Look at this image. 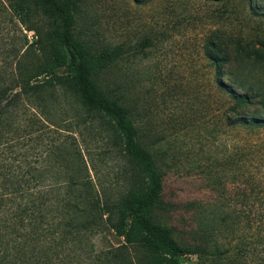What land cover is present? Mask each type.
I'll return each instance as SVG.
<instances>
[{
	"label": "rangeland",
	"instance_id": "obj_1",
	"mask_svg": "<svg viewBox=\"0 0 264 264\" xmlns=\"http://www.w3.org/2000/svg\"><path fill=\"white\" fill-rule=\"evenodd\" d=\"M72 3L75 35L92 53L118 45L125 49L122 58L101 71L96 81L128 109L140 143L154 155L163 178L162 202L152 214L154 222L171 229L178 242L202 237L211 254L190 255L181 262L256 264L264 260V0ZM44 10L42 4V12L30 16L0 0V67L7 77L25 48L37 40L27 27L40 28L42 33L53 30L55 18ZM21 46L15 56L13 50ZM223 54L230 63L222 76L214 60L221 64ZM222 84L255 99L251 105H237ZM67 99L59 96V105ZM69 110L71 117L74 109ZM18 112L22 115L15 126L36 121L31 114L42 122V113L25 103ZM240 114L256 116L260 125H238ZM98 123L82 135L67 134L76 138L93 181L113 194L122 186L121 173L129 169L117 155L108 153ZM35 136L13 137L12 156L36 154L38 160L48 162L42 149L49 140ZM54 170L67 172L62 166ZM234 229H238L235 235ZM242 235L263 243L256 244V250L253 244L238 247L236 240ZM107 239L114 246L126 245L113 231ZM97 244L102 247L104 242L98 239ZM135 254L144 264L147 254Z\"/></svg>",
	"mask_w": 264,
	"mask_h": 264
},
{
	"label": "trees",
	"instance_id": "obj_2",
	"mask_svg": "<svg viewBox=\"0 0 264 264\" xmlns=\"http://www.w3.org/2000/svg\"><path fill=\"white\" fill-rule=\"evenodd\" d=\"M6 1L12 9L30 16L42 12L43 4L44 13L55 18V26L45 33L28 26L36 34V42L25 48L14 71L9 72L11 76L0 67V264H141L135 252L147 254L144 264H183V257L211 255L202 237L187 244L178 242L171 229L153 220L163 193L154 155L140 143L128 109L96 81L101 71L122 58L124 47L92 53L83 45L74 31L72 0ZM20 12L16 16L27 26ZM21 50L22 46L13 50L14 55ZM221 61L214 63L223 76L230 62L226 54ZM222 89L237 105L248 106L255 99L226 84ZM64 95L68 99L60 106L59 96ZM24 103L42 113V122L31 114L37 122L15 126V119L22 115L19 106ZM69 108L74 109L71 117ZM51 114L59 115L58 119ZM240 115L238 125H260L256 116ZM95 122L106 136L108 153L117 155L129 169L121 173L122 186L113 194L93 181L76 138L67 134L82 135ZM35 133L36 138L49 140L42 149L48 162L38 160L36 154L12 156L10 140L15 136L33 139ZM60 166L67 172L54 170ZM110 231L124 238L126 245L114 246L107 239ZM98 239L104 242L102 247ZM236 241L238 247L253 244L254 250L263 243L245 235ZM256 264H264V260Z\"/></svg>",
	"mask_w": 264,
	"mask_h": 264
}]
</instances>
